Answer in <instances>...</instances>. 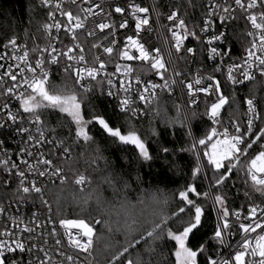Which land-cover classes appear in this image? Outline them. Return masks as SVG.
I'll use <instances>...</instances> for the list:
<instances>
[{
	"label": "snow or ice",
	"instance_id": "1",
	"mask_svg": "<svg viewBox=\"0 0 264 264\" xmlns=\"http://www.w3.org/2000/svg\"><path fill=\"white\" fill-rule=\"evenodd\" d=\"M44 6H49L50 0H41ZM72 4H76V0H71ZM85 3H89V0H84ZM235 7L231 4L225 3L223 5L212 3L210 10L207 12V18L203 21L202 32H207L209 27L213 25V18L217 15L212 9H221V13L218 15V19L223 26L226 21L236 19L235 13L239 9L245 14V19L251 26V30L246 33L248 37L251 38L250 45L245 49V55L242 63H232L227 68V81L231 84L243 83L244 81H254L256 77L253 75V69L259 72L261 77H264V0H233ZM99 5L90 4V6L81 9L84 12V17L74 14L72 11H64L61 9V5L57 3L55 7L61 9V16L66 17L67 23L61 24L57 22L55 28L57 32L63 28L66 33L71 35L72 40H76V31L83 29L85 27V21L89 16L97 15L92 11V8ZM130 12L135 21V31L139 35L142 28L150 23L149 20V8L142 7L139 4H130ZM259 9V11L257 10ZM102 11V9H101ZM116 13H124L125 9L119 6L115 7ZM48 16L51 18L52 13L49 12ZM167 19L172 23L168 28L171 32L172 40L174 41L173 47L177 53L181 52L184 46V41L190 36L199 39L197 33L193 30L190 31L185 19L179 17L177 11H172ZM128 21L124 20L120 23V28H126ZM53 25L44 24L43 28L46 32L50 33ZM96 28L101 32L105 29L114 31L113 26L106 22H97ZM89 36L95 35L94 31L88 33ZM225 31H220L218 34H213L204 43L207 45H212L214 41H220L225 38ZM12 45L13 49L17 48L16 37L8 39L7 44ZM111 45H116V40L112 39ZM26 47V46H25ZM93 48L98 47L97 44L92 45ZM79 49V55H74V50ZM75 49L73 47H68L66 51L57 52L56 48L53 47L51 51L47 49H41L40 51L48 52L47 58L43 55L35 60V64L29 62V54L27 51L24 52L22 56H13L12 59L20 61L24 67H20L19 64L16 67L19 70V74L23 76L21 83L18 85L17 73L12 71L13 66L10 64L2 74H0V83L3 82L4 78L7 77L12 81V86L6 88L5 94H14L15 89L20 86H26V91L19 93L16 98L19 100L20 108L23 113L30 114L33 119L29 120L30 124L36 125V132L38 133V138L33 136L28 128L20 127L18 132L28 133V140H35L36 145H40L43 142L52 143L50 140H46L45 132L42 130L44 121L41 118V111L51 110L53 112H59L65 118L70 120V125H73L74 136L77 142L83 141L89 143L93 141V136L89 134V126L95 123L99 126V129L103 133L107 134L108 138H111L114 142L122 145H134L137 151V160L142 163H148L153 160V156L149 152V148L146 142L141 139V137L134 130H128L126 133L122 130L121 126L112 125L111 120L106 118L102 114H96L94 111L91 114V118H86L85 108H93L91 104H86L89 99L88 94L93 92V82L97 85L103 83L102 80H98L101 75L111 76L113 74L106 72L107 61L100 59L99 56L93 58L92 64L98 66H87L88 62L84 56L83 47L77 43L75 44ZM36 51V49H33ZM104 53L111 57L114 52L113 46H108L103 48ZM119 58L124 61H141L150 65L152 70H155L156 75L164 80L163 85L152 83L148 81L146 85H142V91L138 93V100L145 106L152 103L153 99L156 98L155 89L157 88H169V82L165 79L164 73L168 71L164 58L160 53L159 48L149 49L146 48L143 43L133 36L126 37V43L122 49H119ZM184 51L188 54H195V49L192 47H187ZM208 58L214 59L215 57H221L230 54V49L228 51H223L218 49L216 46L208 47ZM155 53V54H153ZM66 57L67 63L63 66V71L68 73L71 71L74 76L73 84L70 86L67 82L61 85H53L50 82V72L47 68L53 65L60 66V57ZM171 56V52H169ZM2 58V57H0ZM75 62L74 66L73 63ZM47 65V68H46ZM85 65V66H79ZM3 65H0L2 68ZM39 69V72H37ZM242 69L241 76L242 80L238 79L233 75L234 70ZM115 70L117 73H121L123 76H131L134 69L130 64L123 65V72H121V65L116 64ZM214 71L220 72L221 67L218 65ZM25 73H30L29 78ZM176 75H180L179 72ZM206 79L209 81L206 86L202 84V81ZM107 83L109 85L108 96H113L114 93L111 90L114 85L112 79H108ZM135 83L141 85V79L139 76L135 77ZM173 84L176 83L175 80L172 81ZM184 83V82H182ZM120 91H123L126 95L124 98L120 99L118 108L120 113L125 116L131 112L137 114L140 110L138 108L132 107L136 101L129 95L131 89V80L128 86H125L123 79L119 81ZM194 84L196 87H194ZM187 88V94L189 96V104H195L197 100L194 98L197 93H204L205 96H214L215 99L212 100L206 107V115L212 121L213 125L219 124V117L221 116V110L228 103V97L223 94L220 81L216 79L213 75H208L207 77H197L193 82L185 83ZM77 88L81 91H77ZM244 103L247 105V127L242 130L241 126L236 122L232 121V127L234 129L233 133H230L228 128H224L223 131H219L216 127H212L202 138L194 140L192 144V149H196V145L199 144L204 147L203 156L207 160V165L212 168L213 179L215 186H220L224 184L229 178L230 174L234 169L240 167L245 172L246 183L251 182V186L255 192L260 193L264 196V143L259 144V150L251 155L249 150L253 149L259 141L264 140V126H258V130L254 131V121L261 119L257 105L254 102V98H246ZM4 109H8V104H4ZM179 110V106H177ZM195 115V114H193ZM7 120H11L13 123L17 121V116L11 111L7 112ZM0 127H3L0 124ZM55 131V129H53ZM155 134V133H153ZM191 135V132L189 133ZM2 143V141H0ZM60 144L63 141L59 142ZM22 153H26L27 156L32 157L33 152L21 148ZM99 151V149H97ZM163 152L167 153L169 150L167 148L162 149ZM69 149L65 147L63 153H68ZM243 158V159H242ZM197 166L192 170V177L197 178L201 171L199 164L200 156L197 155ZM52 160L44 158L41 154L37 163L34 165L29 163L28 160L21 159L20 164L26 165L27 173L25 171L19 170V166L16 163H12L9 167V159H0V165L5 166L6 171H11V169H17L15 176L18 178L19 183L17 185V191H21L25 194L30 193H42V189L37 187L36 181L32 180L29 186H26L27 174L32 173L37 170L38 166H43L44 170H38L37 175L39 177H44L47 174L58 176L61 182L65 181V177L60 176L62 169L57 167L54 171L48 172V169L52 167ZM150 166V165H149ZM138 178V177H137ZM88 181V177L84 174H80L75 178V183L77 185L85 184ZM111 183V180H109ZM128 187L127 183L124 185ZM247 196L248 194L245 193ZM201 196L205 200L209 198V192L205 191L203 193L197 190V186L193 183H188L182 190L179 191L178 197L180 204L183 206H178L176 211H173L171 215L164 213L162 210L158 212H153L151 219H145L142 221V234L139 235V239L132 240L127 246L122 247L116 254H114L109 260V264H118L122 261L125 253L129 252L130 248H135L141 241L145 242V251L154 252L155 247L153 245L156 241L163 239L165 236L169 242L174 241V251L171 255L174 257V264H200L199 257L203 255L206 249V242L200 243L197 246H191L190 237L195 235V232L199 230L202 225V217L205 213V208L197 200ZM41 202L47 205V201L40 196ZM214 210L217 212L219 221L215 226L213 239L216 244L220 246L228 247L229 252L226 257L221 259H213L212 256L206 255L204 258L205 264H264V208L259 205H249L248 206V216L247 219L252 221L250 223H239V230L244 233V238L241 243L238 244L237 250H235L234 255L232 253V246L226 244L225 234L228 233L230 229L229 217L230 215L235 216L236 220L241 219V213L239 211L230 212L229 208L226 206V201L223 195L215 194L213 197ZM87 201H85L86 203ZM167 203V201H165ZM218 205L219 208L216 209L215 206ZM3 209L0 208V213H3ZM262 214V218L257 219V213ZM49 213H51V208L49 207ZM36 214L33 213V216ZM186 217V218H185ZM178 222V223H177ZM12 223L15 225L14 228H9L7 224L3 228H0V264H25L24 255L28 254L30 257L27 260V264H55L52 256L46 251L45 247L39 246L33 242L36 238L32 236V233L36 231V228L28 227L24 225L23 228L20 224L12 219ZM51 223V220H49ZM99 223V221H96ZM136 220H133V224ZM170 223L177 224L175 228L170 227ZM59 225L61 228L65 229V235L67 236V241L69 247L77 249L80 253H87L91 255V250L93 248V240L95 235L94 227L86 221L84 218L77 219H60ZM39 225H37L38 227ZM131 228V226H129ZM260 230L257 233V230ZM72 230H76L75 233ZM24 233L28 236L25 237ZM256 233L254 237L250 234ZM48 235L56 237L58 235L56 228H53ZM47 243V239L44 240ZM61 244L60 239L55 240V245L59 246ZM34 253H42L43 257L39 258L34 255ZM59 255L67 260L68 264H80V261L74 260L72 255L65 256L64 252H59ZM63 264V260L60 262ZM91 264V262H89ZM122 264H143L142 258L138 257L136 260L131 258L123 261Z\"/></svg>",
	"mask_w": 264,
	"mask_h": 264
},
{
	"label": "trees",
	"instance_id": "2",
	"mask_svg": "<svg viewBox=\"0 0 264 264\" xmlns=\"http://www.w3.org/2000/svg\"><path fill=\"white\" fill-rule=\"evenodd\" d=\"M204 1L180 0L181 15L192 28H196L201 22ZM47 20L48 12L41 0H0V45H6L8 39L15 36L16 43H23L35 49L45 41L43 25L47 24ZM246 45L245 30L236 28V25L231 27L230 56H243ZM73 81V76L61 73H54L50 77L53 85L67 82L74 86ZM263 89L261 81L238 90L224 85L228 97L223 111L225 122L243 121V102L247 97L260 98L261 111L264 114ZM77 91L82 92L79 88ZM88 97L86 104H91L93 108H85L86 118L90 119L94 111L109 118L112 125L121 126L125 133L128 130L136 131L146 142L153 160L148 163L138 161L134 145L114 142L95 123L89 126L93 141L77 142L74 126L70 125L68 118L59 112L41 111L45 128L59 142L63 141L62 144L69 149L71 160L68 169L71 175L75 177L84 174L89 181L84 191L78 190L71 180L48 188L47 196L55 219H86L95 229L93 254L96 264H109L112 256L122 247L134 239H139L143 231L142 221L151 219L153 212L162 210L171 215L178 206H183L180 204L178 193L188 183H193L199 192L208 191L209 198L205 200L201 196L197 200L205 208V213L201 227L190 237L191 246L206 242L207 251L199 257L200 264H205L206 255L210 254L213 259L222 256L223 247L211 239L217 224L211 194L223 195L230 212L246 210L250 204L261 203L264 197L254 191L250 181L246 183L244 170L237 167L224 184L215 186L214 170L207 165L203 156L204 147L197 144L205 164L206 175L201 169L197 178L192 177V170L198 163L197 147L191 150L194 139L189 135L190 131L180 105L174 99L163 97L147 110L145 116L135 118L120 113L117 105L105 97L101 88H93ZM206 117V107H199L191 114L196 140L211 129ZM163 148L169 151L165 153ZM257 150L259 149L253 147L249 152L254 155ZM125 183L128 187L124 186ZM234 217L230 215L229 221L234 220ZM169 226L175 228L177 224L170 223ZM230 231L233 232V228ZM145 247V242L141 241L135 248H130L118 264L129 258L136 260L138 257L142 258L143 264H174V257L171 255L174 251V241L169 242L166 236L156 241L153 245L154 252L145 251Z\"/></svg>",
	"mask_w": 264,
	"mask_h": 264
},
{
	"label": "built area",
	"instance_id": "3",
	"mask_svg": "<svg viewBox=\"0 0 264 264\" xmlns=\"http://www.w3.org/2000/svg\"><path fill=\"white\" fill-rule=\"evenodd\" d=\"M59 3L61 5V9L64 11H72L76 15H80L82 18L84 17V12L81 9L93 5H99L100 7L92 8L94 13L97 15L89 16L85 21V27L83 29L76 31V40H72L71 35L66 33V31L61 28L59 32H57L55 28V24L57 22L61 24L67 23L66 17L61 16V9H57L55 5ZM139 4L142 7L149 8V20L150 23L142 28L139 35H137L135 31V21L131 15L129 5L130 4ZM212 3H217L223 5L225 0H205L203 3L204 14L201 18L200 24L196 28H192L187 19L181 15L180 9V0H89V3H85L84 0H76V4H72L71 0H50L49 6H44L47 12L52 13V17L48 16L47 24L53 25L52 29L49 32L44 30L45 41L38 45L33 51V48L23 44L16 43L17 48L13 49L12 45H0V65H3L0 68V74H2L5 70H7L8 66L11 64L13 66L12 71L17 73V84L19 85L23 79V76L19 74V70L16 67L17 64L20 67H24V65L18 61L12 59L13 56H22L25 51L29 54V62L31 64H35V60L40 58L42 55L47 58L48 52H41V49H47L51 51L53 47L56 48L57 52L66 51L68 47H73L75 49V44L79 43L84 49V56L88 62L87 66H98V64L93 65L92 61L95 56H99L100 59L107 61L106 72L111 73V76L101 75L98 77V80H102L103 83L97 85L96 82H93V88H101L105 94V97L114 102L117 105L120 99L125 97V93L120 91L119 81L121 79L124 80L125 86H128L129 81L131 80V89L129 95L132 99L136 101L132 105V107L138 108L140 111L137 114H133L129 112L127 115L138 118L145 116L147 110L157 103L161 98L167 97L174 99L180 105V108L184 114L187 126L194 140H196L193 133V125L191 114L194 110L199 107H207L208 104L215 99L214 96H205L204 93H197L195 95V99L197 102L195 104H189V96L187 94V88L185 87V83L193 82L197 77H207L208 75H213L220 81L221 89L224 95H226L224 91V85L229 86L232 89H241L243 87H247L252 85L257 81H261L264 86V77H261L259 72L253 69V75L256 77L254 81H244L242 84H231L227 81V68L232 63H242L244 59L243 56H236V58H232L229 55H226L221 59V57H215L214 59L208 58V47L216 46L218 49L223 51L229 50V33L231 27L236 25V28L245 30V33L251 30L250 24L246 22L245 14L239 9L236 11L235 16L236 19L228 20L222 26L218 15L222 14L221 9H212L217 15L213 18V25L209 27L207 32H202L201 28L203 27V21L207 18V12L210 10V6ZM228 4H231L235 7L233 0H227ZM121 7L125 9L124 13H116L115 7ZM102 9V11H101ZM259 11V9H257ZM177 11L179 13V17L185 19L187 26L190 31H195L199 37V39H195L193 37H189L184 41V46L181 49L180 53L175 51V48L172 46L174 41L172 40L171 32L168 31V28L172 25L173 22L167 19V16L172 12ZM124 20L128 21V25L126 28H120L119 25ZM97 22H106L113 26L114 31H110L109 29H105L104 32H101L98 28H96ZM94 31L95 35L89 36L88 33ZM220 31H225L226 36L220 41H214L212 45H207L204 43L208 38H210L213 34H218ZM133 36L138 39L141 43L145 45L146 48L154 49L159 48L160 53L164 58L166 67L168 69L167 72L164 73V77L168 80L170 87L169 88H157L155 89L156 98L153 99L152 103L148 106H145L138 100V93L142 91V85H146L148 81L152 83L163 85L164 80H161L158 75H156L155 70L150 68V65L141 61H124L119 58V49H122L126 43V37ZM247 37V45L246 48L250 45L251 38ZM112 39L116 40V45H111ZM246 43V42H245ZM97 44L98 47L93 48L92 45ZM26 46V47H25ZM113 46L114 52L111 57L108 54L104 53L103 48ZM192 47L195 49V54H188L184 51L185 48ZM169 52H171V56H169ZM74 55H79V49L74 50ZM155 54V53H153ZM60 66L53 65L50 68H46L50 72V77L54 73H61L64 75H72L71 71L65 73L63 71V66L67 63L66 57L61 56L60 58ZM73 63L74 66L75 62ZM121 65V72H123V65L130 64L134 71L131 73V76H123L121 73H117L115 70V65ZM221 67L220 72L214 71L217 66ZM85 66V65H79ZM242 69L234 70L233 75L238 79L242 80L241 76ZM39 72V69H37ZM179 72L180 75H176ZM29 78L31 76L30 73H25ZM139 76L142 84L137 85L135 83V77ZM74 77V76H73ZM108 79H112L114 87L111 89L114 93L113 96H108L107 92L109 91V85L107 83ZM175 80L176 83L173 84L172 81ZM184 82V83H182ZM209 81L204 79L202 84L204 86L207 85ZM12 86V81L5 77L3 82L0 83V124L3 127H0V159H9V167L12 163H16L19 166V170L25 171L27 173L26 165L20 164L21 159L28 160L29 163L36 164L37 160L40 158L41 154H43L44 158L52 160V167L48 169V172H52L55 168L59 167L62 169L60 176L65 177L66 181L71 180L73 184L80 191H84L89 182H86L82 185H77L75 183V177H73L68 169L69 162L71 160V154L63 153V149L65 148L64 144H60L56 137L52 136L49 131L45 128L44 123L42 126V130L45 132L46 140L52 141V143H47L46 141L40 145H36L35 140H28V133L18 132L20 127L28 128L33 136L38 138V133L36 132V125L30 124L29 120L33 119L30 114L23 113V110L20 108L19 100L16 98L17 95L21 92L26 91V86H20L15 89L14 94H5V90L8 87ZM194 87L196 85L194 84ZM264 91V89H263ZM227 96V95H226ZM249 99L254 98V102L257 105L258 113L261 119L254 121V131L258 130V126H264V114L261 111V100L256 97H247ZM260 100V101H259ZM264 104V98L262 99ZM4 104H8V109H4ZM226 107V106H225ZM225 107L221 111V116L219 119V124L213 125L212 121L206 117L210 128L216 127L219 131H223L224 128H228L230 133L234 132L232 127V122H225L223 118V111ZM244 114L243 121H236L242 128V130L247 127V119L249 116L247 113V105L243 102ZM119 109V108H118ZM11 111L14 115L17 116V121L13 123L11 120H7V112ZM264 143V140L259 141L253 147L259 149V144ZM21 148H25L28 151L33 152V156L29 157L26 153H22L20 151ZM38 170H44L43 166H38L37 170H34L32 173L27 174L26 186H29L32 180L36 181L37 187L42 189V193H30L25 194L21 191H17V185L19 183L18 178L15 176V172L17 169H11V171H6L5 166L0 165V208L4 211L0 213V228H3L5 224L9 228H14L15 225L12 223V219H15L17 223L20 224V227L23 228L24 225L28 227L36 228V231L32 233L36 239L35 242L38 247H45L46 251L49 252V255L52 256L55 264H60L63 260V264H68L67 260L64 257L59 255V252H64L65 256L72 255L74 260L80 261V264H96L95 257L93 254V248L91 250V255L89 256L87 253H80L77 249L69 247L67 236L65 235V229L61 228L59 225V221L55 219L53 215V208L48 200L47 192L48 188L52 185L63 184L58 176L47 174L44 177H39L37 175ZM43 196V199L47 201V205L41 202L40 196ZM211 197L213 195L211 194ZM213 200V199H212ZM261 208H264V197L261 203L257 204ZM49 207L51 208V213H49ZM218 209L217 205L215 206ZM248 209L239 211L241 213V219L238 221L234 217V220L229 221L230 229L228 233L225 234L226 244H230L232 246V253L234 255L235 250H237V246L242 242L244 238V233L239 230V223H250L252 221L247 219ZM216 212V211H215ZM33 213L36 215L33 216ZM262 218V214L260 212L257 213V219ZM217 223L219 218L216 212ZM51 220V223H49ZM37 225H39L37 227ZM53 228H56L58 235L56 237H52L48 235ZM233 228V232L230 230ZM74 233L76 230H72ZM259 229L257 233H259ZM251 237H254L256 233L250 234ZM24 236L27 237L28 234L24 233ZM47 239V243H44V240ZM60 239L61 244L59 246L55 245V240ZM224 252L222 256L217 258V260L222 257H226L228 255L229 249L228 247L222 246ZM35 256L42 258V253H34ZM25 264H27V260L30 258L28 254L24 255Z\"/></svg>",
	"mask_w": 264,
	"mask_h": 264
},
{
	"label": "rangeland",
	"instance_id": "4",
	"mask_svg": "<svg viewBox=\"0 0 264 264\" xmlns=\"http://www.w3.org/2000/svg\"><path fill=\"white\" fill-rule=\"evenodd\" d=\"M227 105V104H226ZM225 105V106H226ZM224 106V107H225ZM222 111V110H221ZM196 147H197V145H196ZM197 154L200 156V165H201V169H202V172L204 173V175H206V168H205V164H204V161H203V158H202V156H201V152H200V150H199V148L197 147ZM210 194H211V192H210ZM212 198V197H211ZM211 202H212V204H213V200L211 199ZM218 207V206H217ZM89 223V222H88Z\"/></svg>",
	"mask_w": 264,
	"mask_h": 264
}]
</instances>
